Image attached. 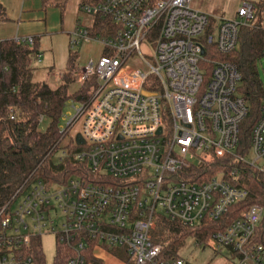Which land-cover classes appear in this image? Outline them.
I'll list each match as a JSON object with an SVG mask.
<instances>
[{
    "label": "built area",
    "instance_id": "1",
    "mask_svg": "<svg viewBox=\"0 0 264 264\" xmlns=\"http://www.w3.org/2000/svg\"><path fill=\"white\" fill-rule=\"evenodd\" d=\"M79 6L94 22H78L71 47L103 45L99 60L75 75L81 84L94 81L91 95L71 99L75 114L63 113L60 125L66 134L79 127L80 172L52 184L28 180L4 206L0 264H36L28 249L45 233L71 250L67 264H88V254L116 246L127 249L131 264H188L163 258L165 246L153 238L160 217L192 229L221 221L250 196L233 183L242 180L244 166L264 176V102L243 141L250 103L239 91L237 65L222 59L239 47L240 29L255 22L257 7L244 1L226 19L192 0H83ZM99 21L105 34L92 31ZM14 39L35 43L34 36ZM136 53L149 72L128 64ZM225 157L231 168L222 166L209 179L194 170ZM263 221L264 205L254 203L210 240L240 264H264V245L255 242Z\"/></svg>",
    "mask_w": 264,
    "mask_h": 264
},
{
    "label": "trees",
    "instance_id": "2",
    "mask_svg": "<svg viewBox=\"0 0 264 264\" xmlns=\"http://www.w3.org/2000/svg\"><path fill=\"white\" fill-rule=\"evenodd\" d=\"M157 0H150L153 4ZM257 7L254 23L243 25L240 29L239 47L229 55H222L223 60L234 62L242 73L239 91L250 103V113L244 122L242 140L249 139L250 131L257 122L261 106L264 102V86L259 75L258 62L264 57V26L261 21L264 11V0L255 3ZM7 12L0 2V21H6ZM104 28H93L94 34L104 33ZM37 40L31 46L15 39L0 40V219L4 206L26 181L42 179L48 184L66 181L80 172L74 153L78 150L73 146L68 156L55 158V154L63 149V140L68 135L61 131L62 115L65 103L69 99L88 98L93 89L91 80L74 92L69 93V86L76 79V55L70 52L67 70L63 73L60 84L56 87L47 82L36 81L34 78V58L38 54ZM11 109L16 118L11 119ZM49 121L46 129H41L42 119ZM230 158H215L211 165L196 167L205 179L216 176L220 169H230ZM188 177V174L186 175ZM241 181L234 182L250 190L249 198L231 209L221 221H207L197 228H189L180 222L171 221L161 216L153 232L155 242L165 246L164 259L180 258L179 251L189 237L199 244H208L211 237L225 227L250 205H264V176L251 167L244 166ZM1 233V222H0ZM255 242L264 245V221L255 236ZM114 255L125 261L130 255L124 247L108 248ZM36 264H47L42 248L41 238H33L28 249ZM72 256L71 250L65 245H58L54 264H67ZM88 263L104 264L91 253ZM188 264H190L188 262Z\"/></svg>",
    "mask_w": 264,
    "mask_h": 264
},
{
    "label": "rangeland",
    "instance_id": "3",
    "mask_svg": "<svg viewBox=\"0 0 264 264\" xmlns=\"http://www.w3.org/2000/svg\"><path fill=\"white\" fill-rule=\"evenodd\" d=\"M7 6V18L10 20L0 21V40L8 39V28H17L18 18L11 16L14 8H17V0H2ZM45 9L51 12L53 21L56 24L62 25L63 32H54L45 35L40 40L37 50L38 54L33 60L34 78L36 81L47 82L51 86L56 87L60 84L58 76H62L67 70V62L70 52L76 55L77 71L84 68L90 60L97 62L103 53V45L97 42L83 43L79 46L71 47V36L66 32L68 28H75L78 22L83 26H91L94 22L93 16L80 10V2L83 0H43ZM244 1L256 3L259 0H192V5L212 16L233 19L238 8ZM16 13V12H15ZM15 19V20H14ZM16 24V25H15ZM150 44V43H149ZM151 46V44H150ZM152 48V46H151ZM142 53L145 58L153 63L151 52L145 47H142ZM40 59V60H39ZM128 64L136 69L140 68L145 72H149L151 68L143 61L139 53L134 54L128 60ZM259 75L264 86V57L258 62ZM81 87V83L76 80L70 84L68 90L73 94ZM78 104L69 99L64 106V114H75V107ZM62 123H65L62 120ZM166 123L170 125L167 121ZM49 121L46 117L42 119L41 129H46ZM79 127H74L65 137L59 152L55 154L58 159L64 151L70 152L75 146L74 135L78 133ZM76 149H80L75 147ZM263 162H261V165ZM62 221V219H59ZM42 248L45 254L47 264H54L56 258L57 244L55 236L52 234H43L41 237ZM179 255L188 261L190 264H240L237 257L232 255L226 248L220 253L216 250V243L210 240L208 244H199L193 237H189L185 245L179 251ZM131 260V257H130Z\"/></svg>",
    "mask_w": 264,
    "mask_h": 264
},
{
    "label": "crops",
    "instance_id": "4",
    "mask_svg": "<svg viewBox=\"0 0 264 264\" xmlns=\"http://www.w3.org/2000/svg\"><path fill=\"white\" fill-rule=\"evenodd\" d=\"M0 2L5 8L7 7L2 0H0ZM44 3L43 0H17V8H14V12L11 13V16L14 18L17 17L19 24L17 28H8L9 33L4 36H8V39H14L17 36H34L39 44L40 40H42L45 35L54 32H63L64 28L61 27L62 25L54 23L51 12L45 9ZM8 19L10 20L9 17ZM261 21L264 26V11ZM73 29L74 28H68L66 32L70 35ZM3 39L4 37L1 38V40ZM95 253V257L102 260L104 264H131L114 255L108 248L97 249Z\"/></svg>",
    "mask_w": 264,
    "mask_h": 264
},
{
    "label": "water",
    "instance_id": "5",
    "mask_svg": "<svg viewBox=\"0 0 264 264\" xmlns=\"http://www.w3.org/2000/svg\"><path fill=\"white\" fill-rule=\"evenodd\" d=\"M75 142H76L77 145H83L85 143L83 138H82V136H81V134H77L76 135Z\"/></svg>",
    "mask_w": 264,
    "mask_h": 264
}]
</instances>
